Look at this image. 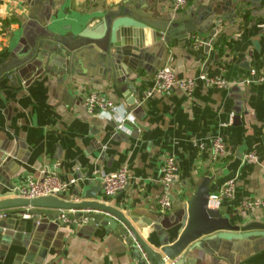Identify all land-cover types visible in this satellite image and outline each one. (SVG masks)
Returning a JSON list of instances; mask_svg holds the SVG:
<instances>
[{"label": "crops", "instance_id": "1", "mask_svg": "<svg viewBox=\"0 0 264 264\" xmlns=\"http://www.w3.org/2000/svg\"><path fill=\"white\" fill-rule=\"evenodd\" d=\"M121 1L53 0L48 26L69 33L97 24ZM172 1L159 5L173 16H196L199 29L184 38L157 41L152 48L164 42L162 55L150 68H138L134 90L119 88L81 61L69 72L35 60L21 71L0 74V190L28 174L52 170L63 178H78L63 196L80 199L75 189L100 182L91 176L126 164V184L113 194L102 189L98 194L131 216L154 248L163 238H176L182 205L204 174L211 176V191L234 178L232 195L223 196L219 205L222 214L232 221L264 219V206L240 207L243 197L264 195V80H242L251 68L264 67V0H223V7L218 0H189L180 8ZM29 7L27 0H0V19L10 18L0 21V64L20 48ZM220 32L231 38L221 53L213 43ZM195 34L209 42L193 44ZM167 61L179 77L205 71L229 83H206L197 77L191 93L179 84L160 92L154 88V72ZM90 90L121 102L134 119H124L120 128L114 116L87 110L83 97ZM217 133L223 135L226 151L214 158L212 139ZM250 151L257 156L248 158ZM168 153L179 165L172 192L182 199L161 208L158 175ZM18 208L50 209L31 204L0 208L5 212L0 216V264H147L133 255L122 235L113 236L104 224L55 222L44 214L37 219L31 211H12ZM159 217L168 233L155 227ZM190 252L194 264H264V235L234 239L230 256L201 246Z\"/></svg>", "mask_w": 264, "mask_h": 264}, {"label": "water", "instance_id": "2", "mask_svg": "<svg viewBox=\"0 0 264 264\" xmlns=\"http://www.w3.org/2000/svg\"><path fill=\"white\" fill-rule=\"evenodd\" d=\"M161 1L163 0H122L108 8L99 23L61 33L48 26L53 0H27L30 4L26 26L28 30L21 40L20 48L1 62L0 74L21 71L26 63L35 60L49 63L50 68L69 72L73 65L81 61L94 67L95 72L107 80L120 84L119 88L134 90L140 76L138 68H150L162 55L164 42L159 43L156 49L152 48L157 41L164 39L169 42L172 36L184 38L199 29L196 16L187 19L184 13L173 16L163 5H159ZM218 1L217 5H225L221 2L223 0ZM239 1L244 0H233L232 3ZM214 10H217V6ZM210 179L211 176L207 174L201 177L182 205L176 238L171 241L163 238L158 248L144 240L131 216L100 198V182H90L84 188L81 185L75 189V194L80 193V199H76L74 195H15L11 184L9 189L0 190V208L21 204L47 206L50 207L49 210L18 208L12 211H31L37 219L40 214H44L55 222L63 221V218L59 216L60 210L54 208H69L67 214L74 222L104 224L112 231L113 236L122 235L123 241L130 246L133 255L140 262L194 264L190 252L194 247L201 246L230 256L234 239L264 235V219L232 221L229 216L221 213L219 206L208 204ZM171 197L173 201L182 199L175 198L174 194ZM93 208L100 211L92 210ZM160 219L162 218L154 221L157 229L163 228ZM1 220L0 217V222ZM160 229L159 232L162 230L168 233V229Z\"/></svg>", "mask_w": 264, "mask_h": 264}, {"label": "built area", "instance_id": "3", "mask_svg": "<svg viewBox=\"0 0 264 264\" xmlns=\"http://www.w3.org/2000/svg\"><path fill=\"white\" fill-rule=\"evenodd\" d=\"M188 1L189 0H173L172 2L175 8H180L186 5ZM202 42H209V40L204 39L200 34H195L193 36V44L197 45ZM197 77L202 78L206 83H229L228 80L219 74H208L205 71H201L197 76L187 75L179 77L177 76L175 67L167 61L160 65L154 72V88L160 92L166 93L169 92L175 84H179L187 93H191ZM242 80L246 82L250 80H264V67L261 69L251 68L250 72H248ZM83 100L87 110L106 112L117 118L118 127H124L123 120L128 118L130 112L121 102L97 90L87 91L84 94ZM212 145V156L214 158H218L225 153L226 145L221 133H217L213 136ZM256 156L257 154L255 151L247 153L248 158H254ZM178 170L179 165L175 156L171 153L166 154L158 175L161 189L157 195V202L161 208H168L173 203V198L171 197L173 192L171 187L173 181L177 177ZM91 177L98 179L102 183L103 193L113 194L126 184L129 174L127 165L121 164L113 169L101 170ZM77 179L76 176L63 178L56 171L43 170L40 176L31 174L26 175L18 183L13 184L12 190L15 195L34 196L39 194H55L63 196L64 189H66L71 182L77 181ZM233 190L234 178L230 177L220 185L217 191L210 192L208 204L211 206H219L222 197L231 196ZM254 206H264V195L260 197H243L240 201V207L244 209ZM3 214H5V212L0 211V216ZM59 216L65 220H72L67 214V211L61 210Z\"/></svg>", "mask_w": 264, "mask_h": 264}, {"label": "trees", "instance_id": "4", "mask_svg": "<svg viewBox=\"0 0 264 264\" xmlns=\"http://www.w3.org/2000/svg\"><path fill=\"white\" fill-rule=\"evenodd\" d=\"M10 20L9 17H3L0 19L2 22H8ZM214 45L217 46L218 51L221 53L225 49V45L231 44V38L224 32H220L217 37L214 39Z\"/></svg>", "mask_w": 264, "mask_h": 264}, {"label": "clouds", "instance_id": "5", "mask_svg": "<svg viewBox=\"0 0 264 264\" xmlns=\"http://www.w3.org/2000/svg\"><path fill=\"white\" fill-rule=\"evenodd\" d=\"M121 111H122V110H121ZM100 115L103 117V116H108L109 114L106 113V112H102ZM109 118H110V117H109ZM128 119L132 120V119H134V118L131 117V116H129Z\"/></svg>", "mask_w": 264, "mask_h": 264}]
</instances>
